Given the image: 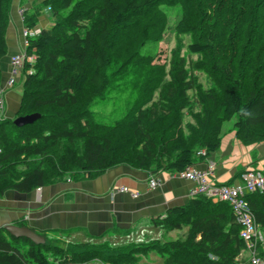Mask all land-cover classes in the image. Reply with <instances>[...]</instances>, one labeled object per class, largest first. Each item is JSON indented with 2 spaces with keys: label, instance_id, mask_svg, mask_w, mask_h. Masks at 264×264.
<instances>
[{
  "label": "trees",
  "instance_id": "obj_1",
  "mask_svg": "<svg viewBox=\"0 0 264 264\" xmlns=\"http://www.w3.org/2000/svg\"><path fill=\"white\" fill-rule=\"evenodd\" d=\"M13 2L0 0V63L8 53ZM44 5L55 24L30 42L28 54L37 60L25 67L32 74L17 113L40 119L23 128L11 120L0 125V196L30 193L72 174L93 179L122 165L153 174L182 172L220 149L224 126L234 119L245 145L264 142V0ZM169 10L177 12L172 27ZM43 12H26L27 27H36ZM168 31L176 48L167 63H155ZM111 94L129 95L115 121L94 111ZM200 151L206 156H198ZM246 199L264 233V192ZM153 224L169 233L188 232L172 241L114 248L91 242L60 246L45 234L39 235L46 243L37 245L1 228L0 264H138L153 252L163 264H251L240 260L246 250L242 226L225 202L198 196ZM258 250L264 260V246Z\"/></svg>",
  "mask_w": 264,
  "mask_h": 264
},
{
  "label": "crops",
  "instance_id": "obj_2",
  "mask_svg": "<svg viewBox=\"0 0 264 264\" xmlns=\"http://www.w3.org/2000/svg\"><path fill=\"white\" fill-rule=\"evenodd\" d=\"M40 2L14 0L11 8L6 36L8 53L0 63V91H3L5 101L4 110H0V125L17 119L24 93L23 85L12 89L7 87L12 58L20 54L24 45L23 29L27 25L19 11L25 9L31 13ZM53 25L52 14L48 9L44 10L36 27L49 30ZM210 163L215 164L214 179L217 183H240V173L244 170L264 172V142L245 145L234 129L229 130L224 134L220 149L206 160L197 161L194 167L205 170ZM153 176L161 180L156 189L149 186ZM125 187L128 192H121L120 189ZM193 187V182L178 178L171 172L153 174L122 165L93 179H67L39 188L40 191H7L0 196V229L23 223L38 234L56 236L67 245L91 242L121 248L148 243L166 236V231L153 224L154 220L164 218L172 208L186 206L193 199L190 195ZM175 232H183L186 236L188 228ZM144 261L148 262L149 258L145 257L141 264H145Z\"/></svg>",
  "mask_w": 264,
  "mask_h": 264
},
{
  "label": "built area",
  "instance_id": "obj_3",
  "mask_svg": "<svg viewBox=\"0 0 264 264\" xmlns=\"http://www.w3.org/2000/svg\"><path fill=\"white\" fill-rule=\"evenodd\" d=\"M20 16L25 22L26 10L19 11ZM42 30L34 27L25 26L23 29L24 45L20 54L12 58L11 78L7 82L9 89L15 88L17 84L24 86L28 75L32 74V70L25 71L27 64H34L37 56L29 55L28 48L30 42L41 34ZM18 79H20L18 81ZM5 101L3 99V91H0V110H4ZM1 154V150H0ZM198 156H206L205 151H200ZM215 164L210 163L205 170H198L193 166H189L182 172L173 173L174 176L191 181L194 183L190 195L193 198L205 196L214 202H225L233 210V213L242 226L241 238L246 244L244 252L249 253L251 264H264L263 258L259 256V246H264V233L257 225L255 218L251 212L249 202L246 197L248 194L256 192H264V172L259 170L247 169L242 171L240 183L237 184H219L214 179ZM161 185V180L153 176L149 182L151 189H156ZM40 191V189H38ZM121 192H128V189L121 188ZM137 197L136 194L133 195Z\"/></svg>",
  "mask_w": 264,
  "mask_h": 264
},
{
  "label": "rangeland",
  "instance_id": "obj_4",
  "mask_svg": "<svg viewBox=\"0 0 264 264\" xmlns=\"http://www.w3.org/2000/svg\"><path fill=\"white\" fill-rule=\"evenodd\" d=\"M44 2H45V0H41V2L39 3V6H36L35 9L36 8L37 9L40 8L41 11L45 10L44 9L45 8ZM35 9H34V11H35ZM175 11L176 10H174V11L169 10V20H170L169 25L171 27L175 25L176 20H177V15H176L177 12H175ZM42 14L44 15V12ZM54 24H55V20H54ZM38 27H39V24H38ZM184 44H185V49H184L183 54L186 57H188V49H187L188 39L184 40ZM175 48H176L175 35H173L170 31H168L167 34L165 35L164 42L161 43L160 46H159V51H158L155 63H159V64L167 63L169 58H170V55H171L172 51ZM203 81H205V79H203ZM205 86L208 87V84L207 85L205 84ZM16 87H22V85L19 83V84L16 85ZM128 98H129L128 94H124V95H121V96H115V95L111 94L109 96V100L106 103H104L102 106H99V107L95 108L94 111L96 113L100 114V115H103L108 120L115 121V120H117L120 117L121 113L123 112V110H124V108L126 106V103L128 101ZM235 122H236L235 119L227 122L225 124V126H224V131L227 132L229 130H232L234 128ZM67 179L78 181V180H81L83 178L73 177V174H72V175H69L66 178V180ZM165 234H166V236L163 239H160V238H157V239H159L162 242H166V241H172V240L179 239V238H181L183 236V232H175V233L165 232ZM48 237L53 242L59 244L60 246H68L67 244H63V242H61L58 239V237H56V236H48ZM152 241H154V240H152ZM76 243H79V242H76ZM97 244H99V243H97ZM148 258H149V261L148 262L144 261L145 264H162L163 258L160 256L159 253L153 252L150 256H148ZM144 259L145 258H143V260ZM241 259L243 261L246 260V261H248L250 263V255H249V253H246V252L243 251L241 253V255H240V260ZM142 261H140L138 264H141ZM90 264H97V262H92ZM98 264H101V263H98Z\"/></svg>",
  "mask_w": 264,
  "mask_h": 264
},
{
  "label": "water",
  "instance_id": "obj_5",
  "mask_svg": "<svg viewBox=\"0 0 264 264\" xmlns=\"http://www.w3.org/2000/svg\"><path fill=\"white\" fill-rule=\"evenodd\" d=\"M40 119L39 114H32L25 117L17 118L14 121V124L23 128L27 125L34 124L36 121ZM4 229L12 236L17 239L26 238L37 245H43L46 243V239L39 235L35 230L29 227H19L17 225L11 224L4 227Z\"/></svg>",
  "mask_w": 264,
  "mask_h": 264
}]
</instances>
